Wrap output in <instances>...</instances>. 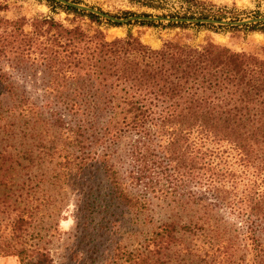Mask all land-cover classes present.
Instances as JSON below:
<instances>
[{
  "label": "trees",
  "instance_id": "1",
  "mask_svg": "<svg viewBox=\"0 0 264 264\" xmlns=\"http://www.w3.org/2000/svg\"><path fill=\"white\" fill-rule=\"evenodd\" d=\"M128 1L165 11L161 18L228 19L193 0ZM25 25L0 18V64L27 73L44 100L19 94L0 67V121L9 114L27 134L30 205L0 222V257L164 264L175 252L188 264H264V59L211 42L153 50L129 33L106 41L50 16L32 19L26 33ZM241 29L264 34V24ZM68 194L73 226L62 238Z\"/></svg>",
  "mask_w": 264,
  "mask_h": 264
},
{
  "label": "rangeland",
  "instance_id": "2",
  "mask_svg": "<svg viewBox=\"0 0 264 264\" xmlns=\"http://www.w3.org/2000/svg\"><path fill=\"white\" fill-rule=\"evenodd\" d=\"M71 2L72 0H66ZM79 3L93 8L105 15L116 19H126L129 17H143L142 14H150L151 17L165 11L152 10L140 7L128 0H76ZM196 5L204 9H225V21L241 20L264 16V0H193ZM169 6L177 7L181 0H169ZM73 3V2H72ZM50 16L62 26L71 28L79 27L87 34H92L94 30H99L106 41L125 37L128 33L138 39L143 45L156 50L166 42L184 44L188 46L203 45L205 42L226 47L234 52H244L264 59V34L258 31H247L237 27L235 30L212 31L203 28L188 27L166 28V22H157L154 26L139 25L136 22L125 24L108 25L107 20L101 19V24L97 25L88 20L87 17L64 12L47 4L44 0H0V18L15 20L24 18L26 25L23 31H29L28 23L34 19ZM109 22V21H107ZM111 23V22H110ZM154 23V22H153ZM2 70L8 75L10 82L19 94L28 96L32 102L40 106L44 100V94L38 85L31 83L32 79L27 73L7 68L5 64H0ZM18 124L12 117L3 116L0 121V222L1 225L14 216L20 210H27V161L24 152H27V134H20ZM3 156V158H2ZM4 159V160H3ZM2 182V183H1ZM64 191V190H63ZM67 191V190H66ZM40 194V193H38ZM65 208L61 211L57 219V228L61 237L64 233H69L73 226V203L71 195H67ZM162 219L154 214V221ZM131 241V240H130ZM58 241H53L51 247L54 251ZM127 244V241H126ZM132 244L129 242L128 246ZM134 244V243H133ZM127 246V247H128ZM135 246V245H132ZM129 249L132 247H128ZM54 254V253H53ZM183 257V258H182ZM185 262H183L184 260ZM186 256L180 253L170 252L169 258L164 264H188ZM0 264H18L13 257H0Z\"/></svg>",
  "mask_w": 264,
  "mask_h": 264
},
{
  "label": "water",
  "instance_id": "3",
  "mask_svg": "<svg viewBox=\"0 0 264 264\" xmlns=\"http://www.w3.org/2000/svg\"><path fill=\"white\" fill-rule=\"evenodd\" d=\"M62 6L70 7L78 11H83L86 13L93 14L99 18L107 20L113 24H125L129 22H174V23H188V24H208L213 26H227V27H243L249 25H256V24H264V16L254 17V18H247L241 20H234V21H224V20H213V19H168V18H161V17H129L126 19H116L110 17L108 15L103 14L93 8L72 3L66 0H52Z\"/></svg>",
  "mask_w": 264,
  "mask_h": 264
}]
</instances>
